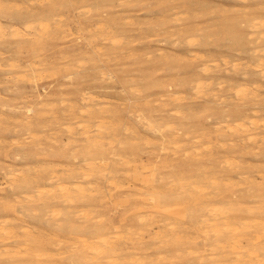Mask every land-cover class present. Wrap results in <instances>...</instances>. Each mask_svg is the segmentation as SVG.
I'll use <instances>...</instances> for the list:
<instances>
[{"label":"rangeland","instance_id":"374dc122","mask_svg":"<svg viewBox=\"0 0 264 264\" xmlns=\"http://www.w3.org/2000/svg\"><path fill=\"white\" fill-rule=\"evenodd\" d=\"M0 168L2 264H264V0H0Z\"/></svg>","mask_w":264,"mask_h":264},{"label":"bare ground","instance_id":"6f19581e","mask_svg":"<svg viewBox=\"0 0 264 264\" xmlns=\"http://www.w3.org/2000/svg\"><path fill=\"white\" fill-rule=\"evenodd\" d=\"M59 23V22H58ZM26 25V24H25ZM29 27H32V26H29L28 24L26 25V28L25 29H27V30H30L29 29ZM33 28V27H32ZM12 31V30H11ZM12 33V32H11ZM14 34V33H13ZM29 66V65H28ZM259 67V66H258ZM200 90V89H199ZM256 96H257V94H256ZM41 98V97H40ZM13 109V108H12ZM252 120V119H251ZM146 122V121H145ZM149 125V124H148ZM80 126V128H81V125H79ZM248 127V126H247ZM28 132V131H27ZM102 134V133H101ZM89 137V136H88ZM96 138V137H95ZM100 139V138H99ZM263 139V138H262ZM252 141V140H251ZM108 152V151H107ZM16 155H17V153H16ZM19 158V157H18ZM88 167V166H87ZM9 168V167H8ZM1 169V168H0ZM5 169V168H4ZM3 170V169H2ZM11 170V169H10ZM10 172V171H9ZM12 173V172H11ZM16 173V172H15ZM54 176V175H53ZM87 178V177H86ZM31 179V178H30ZM30 179H27V178H24V179H22V182L24 183V185L25 184H29V182L31 181ZM56 179V178H55ZM21 182V181H20ZM32 182V181H31ZM30 182V183H31ZM34 183H35V181H34ZM50 183V182H49ZM22 185V184H21ZM20 185V186H21ZM44 185V184H43ZM64 185V184H63ZM63 185H60L59 186V190H60V195H61V197L62 198H65V199H67V200H69V199H72L73 198V196H72V191L68 188V187H66V186H63ZM78 185V184H77ZM26 186V185H25ZM21 187H23V186H21ZM25 189H27L26 187H25ZM57 189V188H56ZM77 192H81V189L82 188H80V187H77V186H75V188H74ZM74 190V192H76ZM40 192V191H39ZM27 193V192H26ZM14 195V194H13ZM21 195V194H20ZM12 196V195H11ZM22 196V195H21ZM27 199V198H26ZM262 199V198H261ZM28 200V199H27ZM42 204V203H41ZM23 205V204H22ZM44 205H45V203H44ZM19 206H21V205H19ZM13 207H15V206H13ZM264 207V206H263ZM38 208V207H37ZM27 210V209H26ZM41 211H44V210H42V209H40ZM26 212H28V211H26ZM55 212V211H54ZM31 213V212H30ZM34 213V212H33ZM56 213V212H55ZM36 215V214H35ZM42 215V214H41ZM35 217V216H34ZM74 217V216H73ZM45 218V217H44ZM53 218V217H52ZM72 218V217H71ZM65 219V218H64ZM7 220V219H6ZM49 220H50V218H49ZM143 220V219H142ZM10 221V220H9ZM1 223H3V222H0V224ZM7 223V221H5V223H3V224H1L0 225V231L3 233V235H5L6 236V239L7 238H9L10 239V235L11 236H13V234L16 232H13V231H11V230H8V229H6L7 227H5L4 225ZM56 224V223H55ZM62 224H63V222H62ZM8 225H10V223L8 224ZM12 225H13V223H12ZM58 225V224H57ZM60 225V224H59ZM28 226V225H27ZM11 227V226H10ZM72 227V226H71ZM9 228V227H8ZM13 228V227H12ZM10 229V228H9ZM24 230H26V229H24ZM5 231V232H4ZM27 231V230H26ZM29 231V230H28ZM103 231V230H102ZM227 231V230H226ZM30 233V232H29ZM16 234V233H15ZM18 234L19 233H17V236H18ZM31 234V233H30ZM0 235H1V233H0ZM32 235H34L33 233H32ZM118 235V234H117ZM17 236H16V239H17ZM20 236V235H19ZM119 236V235H118ZM1 237V236H0ZM36 237V236H35ZM3 238V237H2ZM2 238H1V241H2ZM38 238V237H37ZM5 239V238H4ZM14 239V238H13ZM29 239V238H28ZM31 239H33V238H31ZM104 239V238H103ZM34 240V239H33ZM35 240H37V239H35ZM39 240V239H38ZM0 241V242H1ZM5 241V240H4ZM39 241H41V240H39ZM12 242H14V241H12ZM17 242H19V241H17ZM25 242H26V240H25ZM27 242H28V240H27ZM36 242H38V241H36ZM110 241H106V240H104L103 241V245H105L104 246V248H103V246H98V247H96L95 248V255H97V254H100V253H102V252H104V251H116L117 250V248H115V247H113V245L112 246H108L107 244L109 243ZM42 244V243H41ZM217 244V243H216ZM26 245V244H25ZM86 245V244H85ZM36 246H37V243H36ZM218 246V245H217ZM28 247V246H27ZM89 247H91L90 245L88 246V248ZM45 248V247H44ZM34 249V248H33ZM29 250V249H28ZM41 252V251H40ZM46 252V251H45ZM235 252V251H234ZM59 255V254H58ZM14 257L12 256L11 257V259H13ZM9 259V258H8ZM19 260H20V258H18ZM14 260V259H13ZM22 260H24V259H22ZM202 260V259H201ZM6 261V260H5ZM9 261V260H8ZM7 261V262H8ZM10 261H12V260H10ZM13 262V261H12ZM4 263V262H3ZM25 263V262H24ZM23 263V264H24ZM29 263V262H28ZM258 263V262H257ZM0 264H2V263H0ZM8 264H9V262H8ZM10 264H13V263H10ZM17 264H19V263H17ZM25 264H27V262L25 263ZM45 264V263H44ZM86 264H96V262H95V260L93 259V258H90V261H89V263H86Z\"/></svg>","mask_w":264,"mask_h":264}]
</instances>
